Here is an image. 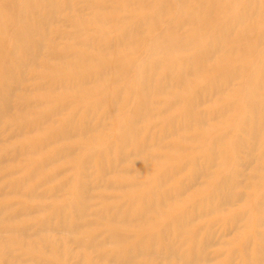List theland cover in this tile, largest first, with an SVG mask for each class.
Returning <instances> with one entry per match:
<instances>
[{"label": "rangeland", "instance_id": "1", "mask_svg": "<svg viewBox=\"0 0 264 264\" xmlns=\"http://www.w3.org/2000/svg\"><path fill=\"white\" fill-rule=\"evenodd\" d=\"M71 1L75 5V2L78 0H68V2H71ZM81 1L84 3L80 2V4L82 5L81 6L82 8L79 14L80 18H77V19L69 17L66 12H63L61 10H56L55 12H51L50 9L52 8L49 6H45L46 8L43 6L45 8L43 10L42 9L43 7L41 6V11L43 10L42 11L43 13L48 12L46 14H49V12H51L50 13L51 17L49 19L51 24L49 22V26L46 25L48 27L43 25L40 28V31L38 33H35V35L33 34V37L30 34L29 36L28 34L26 35L24 34L27 38L29 37L32 40V41L30 40V42H32L31 43L32 48L30 47L31 45L27 48L31 50V51L29 50L28 51L33 55L32 56L30 54L29 55L30 58L27 57L29 54L27 53L28 52L27 50H26L27 51L26 52L27 54H26L24 53L25 50H21L22 48L20 50L18 49L17 46L21 47L19 43L16 44L17 46L14 45L10 47L9 45L10 39L8 38L7 34L0 31V101L2 104V107L0 104V109L3 107H4L3 109H5L6 107L5 111L3 109L0 111V113L3 111L0 114V255H1L0 264H84L82 259H84V261L88 260L92 264H113L110 262L108 263L107 259H104L102 261L100 260L101 258L99 259L97 257L98 253L100 255V253H103L105 251L110 252L112 250V247L114 246L113 244L108 243V240L105 241V239L107 238L104 235V231L110 228L109 224L106 223L107 221L106 214L109 213L110 215H114L118 209L123 210L124 208H126L127 202H131V198L133 196L140 197V195H143L145 192L148 193V191H150L152 187L157 185L156 183H158L157 179H159V176H161L162 174H165L166 171H172L173 169H176L175 167L179 168L177 173H174L171 179L166 180L169 182L165 181L163 188L168 190L171 188V186H175L178 184V182L183 181L190 185L189 191H186L184 194H182V196L176 199L177 200L176 202L171 201V203L168 205L169 207L168 206L163 207L164 209V211L162 212L163 218L153 217L152 221L160 222L162 221V219L166 218L164 217V215L168 217L170 215L177 214L180 212H189V213L191 212L190 214H188V217L191 218L193 225L195 227H198V231L196 232L194 240L198 245H201L202 243H205L206 241L209 242V244L204 249V254L209 260L191 262L192 261L191 259L192 255H191L187 258V260L179 261L177 260L178 258L177 259L175 258L177 256L175 254L173 255L172 258L170 256L168 257L167 260L163 262V260H159L155 258L156 252H154L153 254V251L155 250H151L152 252L150 251L146 253L147 259H145L144 257L145 255L141 256V255L136 254L135 255L136 257L134 259L135 264H264V241L262 240V238H264V226L259 225V223L257 222L258 218H263L264 220V206L261 212H254L252 210L249 212L251 204L261 199V197L264 196V166H263L264 165V125L261 128V132L256 137V141L253 146L251 144L252 141L250 140L248 135H245L244 133H238V130H239L238 120L233 119V118L229 119L228 116H225V113L223 115L222 114L220 115V113L216 111L217 107L223 106L227 104V102L231 103V102L238 101L242 95L241 88H233L235 89V91L233 90L232 92H228L225 95L223 94L221 96L217 94L216 96L219 95L218 99L214 95L213 96L211 95L210 97L213 100L217 99L216 101L215 100L210 101L212 99L208 97V95H210L212 90L213 92L215 91L213 89L214 87H212L213 85L211 86V88H210V84L208 85V83L211 80L210 78L216 77L213 74L218 76L219 75L218 71H220L224 65L226 67V65L228 64L229 66L227 65L228 66L227 69H229L233 67L232 65L241 64L240 62L241 54L239 53V49H240L239 47L241 43L238 42L237 40L238 38L234 37V33L231 34L232 38L229 36V39H233L231 42H238V43L231 44V51L229 53L227 51L224 52L225 54L223 53V55H226V58L224 60H221L222 55L214 57L213 61L209 63L210 64L208 66L210 67V69L208 68L209 70L205 68L198 72L199 78L198 76L197 78H195L196 76L190 77L191 78L189 79L190 81L185 83V86L181 87L180 85V86H177V88L175 87L172 88L170 90V92L172 93L161 95L160 97H157V98L154 97L155 99L151 97V100L153 99L151 102H155L156 100L158 102V105L157 104L153 105V110L154 108L155 109L157 108L156 110H154V112L155 111L159 112V110L160 111L165 110L166 114L157 113L160 115L155 114L153 119L148 120V121L139 122L136 125L137 128L140 130L139 141L149 138L151 134L161 135L159 130L163 132V130L166 129V127L167 129H170L169 127H171L170 124H172L175 114H177L175 115V118L179 117V120L184 119L182 117L184 114L182 113V111L187 109L188 107L187 101L192 100V101L199 103L198 110L204 112L207 116H206L205 124L202 128H199L196 124H192L191 126L192 130L190 129L189 132L186 131L184 134L189 135V136L191 135V133H198L199 135L208 134L207 140L206 141L204 140L205 143L203 142V140L201 141L203 143L199 142V144L197 142L189 141V140L181 141V144L187 147V149L185 151H180L176 153L175 155H173L174 157H172V159L170 160L164 159L165 154H170L169 150L164 149L158 152L157 151L154 152L153 149H151L150 153H157L163 158H160V160L158 159V160L151 161L150 158H147L145 154V155H139L138 157L129 156L126 161H119V153H118L119 149H118V145L115 139L113 138L114 137L113 134H114V131L119 129L118 128L120 124L119 121L123 117V112L122 111H121L122 113L120 112V108H119L120 106H117V108H115L117 109L116 111L115 109H113L114 114L111 115L110 117L108 114H106L107 112L106 107L105 108L100 107V109L102 108L101 109L102 111H97L99 110V108L98 109L93 108L94 112H92L90 109L92 108V105H94L97 101L103 98H106L108 100L111 99L109 100V102H113V100L115 99L114 95L117 96V94L119 95V93H123L120 95L124 101L132 99L133 95L135 94L134 93L135 89L133 85L135 86L137 85L136 83L137 81L135 77L131 78L133 74L127 71L129 72L128 76L127 74H125V78L120 80V78L117 77L118 78L117 80V78H115L116 76L112 78L114 74L109 73L110 72L109 70L110 68L115 66V63L116 64L118 63L120 65L121 64L124 65L126 63L125 65H128L126 60H128V62L131 63L132 60H135L136 58H138V56L144 55L143 52H144L145 47L147 46L151 48L150 46L154 44L153 42L152 44H150L151 43L150 39H153L154 36L159 35V33L163 30V28L164 29L168 28L167 25H170V23L175 20L177 13L179 14L178 9H177L178 4L176 2L177 0H170V2L167 0H154V1L138 0L136 2V5L134 4L135 2H132L134 0L132 1L128 0L129 3L131 2L130 4L127 3L128 2L127 0L126 1L122 0V2H120V0L119 1L118 0L117 1L115 0H81ZM140 1L142 3L138 4L140 3ZM58 2L60 3L61 0L60 1L58 0ZM172 2H173V5L171 4ZM132 3L135 5L134 7ZM219 3H216L215 6L214 5L212 6L216 8L214 13H216L218 8H220L223 5V3H220V4ZM44 4L45 2L43 1L41 5H44ZM93 4H96L97 6H93ZM163 4H167L166 7L163 8V10L164 9L166 10V12L164 13V17L162 16L163 13L161 12L162 10L161 8ZM90 5L95 8L91 7ZM116 5H119V6L116 7ZM138 5H140V8L138 7ZM114 6L116 7L117 10H115ZM147 6L149 8L151 6L152 11ZM128 7H130L131 9H129ZM212 7H208V9L212 11L211 10ZM74 8L75 7H73L72 9V13H70L71 15L78 14L77 12H75ZM171 8L174 13L172 11H168V10H171ZM46 9L48 11L45 12ZM97 10H98V14L96 12ZM149 11H151L152 14H150ZM170 12H172V14ZM131 13L133 14L134 19L131 17L132 19L128 21L129 20L128 18H130L128 16H130L129 14ZM139 13L140 14L142 13V15L144 14V16L147 17V18L146 17L143 18L144 22H146L147 20H150L152 31L150 30L151 28L149 27L150 26L149 22L146 25V23L143 24V21L142 22L139 21L141 20V17H142L139 15ZM95 14H97L98 18H100L99 21H94L95 19L94 16H96ZM136 14L138 17L134 16ZM150 15H153V16H150ZM156 15L158 16L159 20L157 19L156 21L157 23L154 24L155 21L154 22L152 21L155 20V18H157ZM135 17L140 23L136 22L137 20H135L136 19ZM149 18H154V19L151 20ZM114 19H116V21ZM117 20L119 22H117ZM167 20L168 22H166ZM258 23H259L258 25H254L253 29L249 30L250 37H254L261 29L264 28V17L259 19ZM73 24L75 26H73ZM132 24L133 26L135 25L134 28L132 27ZM142 25H146V26H143L144 29L147 28L148 26L150 28V29L147 28L149 31L145 30V32H142L143 31ZM155 26H157V28H155ZM78 27L79 29H77ZM136 29L137 31H140V29H142V31H140V33L141 32L142 33L141 34H139V32L137 33ZM130 30L133 32H136L135 35L137 38H138L137 35L140 36L139 42L138 43L135 42L137 43L138 46H135L136 45L135 43L134 45L126 44L128 46L127 48L122 47V48H119L118 50L112 47L114 48V50L112 48H109L111 50L110 51L111 53L109 52L111 55L108 53L109 50H106L108 48L103 49L104 47H102L101 49H103V51L106 50L107 52L105 51V54L108 53L109 54L108 56H110L111 59L110 57L105 55L107 57L106 59L104 54H102L104 52L101 51L100 45L98 48V45H96L95 47V44H98V43L96 42L93 43V40L97 39V41H100L101 38H105V40L107 38V40L113 41V38L115 39L116 36L118 38L120 34L124 33L123 31L130 32ZM207 30L208 29L204 30L205 34H207L208 32ZM44 32H46L47 34H45ZM61 32L63 35L61 34ZM67 32L70 34V36H72L73 33L75 34L76 32L75 34L76 37L75 35H73L75 38L73 37L70 38ZM65 33L67 34L68 37L64 35ZM37 34H38V37H36ZM144 34L148 36L147 37L142 36ZM26 37L24 38V40L30 43L28 40L29 38L27 39ZM136 37H133V39H135ZM57 39L60 40L61 43L60 41L55 43ZM50 40L54 42L55 47L52 44L53 42H50ZM67 40L68 42H70L71 46H69ZM82 40L85 41L83 42L84 44L80 43L82 42ZM87 40H90V42L88 41L89 43H87V45H89L88 48L86 45ZM77 41L78 42L80 41V42L78 43ZM204 41H202L204 44L202 46L200 45L201 47L199 46L198 48H196V45H195V48L197 50H202L203 48L207 47L208 43L210 42V38L206 37ZM75 43L77 44L76 47H79L78 45H80L83 51L79 50L80 48L79 49L77 48L78 49L77 51H79V53L75 52L76 51V48L74 47ZM84 45L88 49L87 50L88 52L86 51L85 47L84 48L82 47ZM33 46H35V48ZM133 46L136 48H134ZM15 47L18 49V52H16V55L20 51L22 52L20 55L19 54L17 55V57L21 59H19L18 61L17 57L15 58L14 56L15 59L13 58L14 59L13 60L12 59L13 56H11V60L8 61L7 57H9L8 59H10V55H13V51L14 49H16ZM93 47L95 49L96 48L99 49L100 50L99 52H101V54L99 55H102L105 58L103 57L101 58V56L98 55L99 52L92 50L94 49ZM131 47H133L134 50ZM33 48L35 52L34 54L38 56V59H36V56L34 57ZM36 48H38L39 50H37ZM71 48H73V50ZM131 49L133 52L131 51ZM38 51L40 53V57L38 55ZM85 51L86 53H84ZM179 52L182 54H180ZM179 52L174 54L175 57L178 59L177 61H174L178 70H180L181 66L185 64V62H182L183 60L181 58L189 57L190 55L194 53V51L190 49L189 54H188V51L186 52V50H180ZM183 52L185 53V56H183L184 55ZM50 54L52 55L53 58L52 57L49 58ZM77 54L81 55L80 59H79V56L77 58ZM82 54L85 56L82 57ZM86 54H88L87 56H89L87 57L89 62H94V64L90 65L89 62L86 61L87 59ZM57 55L58 57L60 55L59 57L60 60L58 59V57L55 58ZM67 55H69L70 57L69 56L65 57ZM31 56L34 58L31 59ZM116 56L119 58L122 57V59H120V61L122 60V63L119 62ZM62 57H65V58H62ZM112 57H115V58L112 60ZM151 57L153 59L150 58V60L156 59L154 58V55H152ZM238 57H239V60H237ZM28 58H29V61H31L29 63H28ZM67 58L69 61L65 60ZM83 58L85 62H87L86 64L85 62L82 63L80 61ZM16 59L18 62L16 61ZM25 59L27 60L26 62H25ZM20 60H23V61H20ZM245 60L248 62L247 59ZM4 61H6L5 66L3 65ZM11 61L12 63H10ZM13 61H16L17 63L15 62L14 64ZM59 61L60 63L66 61L65 62L66 64L68 62H71V64L70 63L67 64L69 67L67 66V68H65L64 64L61 65ZM22 63L24 64V66H22ZM26 63L28 64V66H26ZM30 63L31 65L34 63L32 67L29 66ZM59 64L63 66L65 69L60 67ZM9 65L13 67L11 68V70L13 69V71L9 70L10 69ZM41 65L42 67H40ZM96 65L98 67H96ZM37 66L39 68H37ZM99 66L101 68L102 67L107 68V72L104 75L106 79H104V76L101 79L104 84L105 82H107V84H105L106 87L108 86L107 89L103 88V86H105L103 84L98 85V83L101 80L92 83V80L93 81L96 80L94 75H90L92 76L91 79L89 80L90 82L87 81L91 83V84H88V83L86 84V86L88 85L91 86L89 88L88 87L86 88L87 96L84 95L85 94L84 88H82L84 93L82 92L80 88L79 90L81 91L78 90L79 93L76 92L77 89L71 88V85H72L71 82L75 83L73 81L76 80L77 83H80L78 81L80 78V81L82 80L81 83H84L83 81L88 80L90 78V76L86 77L87 72L92 69L98 70V68H100ZM211 67L212 68L215 67L216 69H213L212 71ZM225 70L222 72V74L224 73L223 76L227 77L225 75ZM10 71L13 72L14 74L10 73ZM164 71H165V65L162 64L161 67H158L157 74L153 77L154 80L158 82L161 81ZM207 71H210L209 74H207L208 73ZM200 73H202V77ZM107 74H109V76ZM10 75L11 76L15 75L14 76L15 78L11 77ZM6 76L7 77L10 76L11 78L9 77L7 78ZM65 77L66 78L68 77V79L66 80ZM76 77L78 78V80L76 79ZM71 78L73 79L72 81H71ZM192 78L194 79L192 80ZM244 78L246 79V76H241L239 78H236L234 80L235 85L237 87H241V82L244 81ZM17 79L18 81H15ZM63 79L65 82L63 81ZM112 79H114V81ZM49 80L52 81V83ZM61 80L65 83V86ZM116 81H119V82H116ZM46 82H47V88L45 85ZM60 82L63 85L60 84ZM109 82L112 83L110 86L108 85ZM154 83L156 84V82ZM57 84L59 85L57 86ZM66 84L67 85L69 84L70 86V90H68L69 92L67 91L69 87ZM203 84H205L204 86L206 87L209 86L207 87L206 92H205L206 87L205 88L202 87ZM49 86H50V89L53 88V90L48 89ZM32 88H33V92L31 91ZM60 88L62 92L60 91ZM91 89L92 90L94 89V91H92ZM129 89H131V91ZM132 89H133V92H132ZM200 90L205 92L204 95L202 94L203 93L202 91H201L202 93L200 92ZM46 91H48V93L46 94L43 93ZM117 91L118 93H116ZM130 92H132L131 93L132 96L130 95ZM198 92L200 93L198 94ZM4 94L6 96H4ZM90 94L94 96H90ZM190 94L193 97H194V94H196L195 98L197 100L193 97H192L193 99L189 97ZM205 94L207 97L205 96ZM128 96H129V99H128ZM199 96L201 97L200 99L197 98ZM3 97H4V100L5 99L8 100L7 103H4V101H2ZM185 98H187V100ZM206 98H209V100ZM184 99L186 100V102ZM203 99H206V101L204 102ZM44 100H47V105H42L41 102H43ZM158 100L161 102L159 103ZM63 101H67V102L63 104ZM199 101L201 102V104ZM172 102L176 104L173 105ZM167 105H169V113L167 111L168 110ZM166 106L167 108H165ZM59 107H61V109H57ZM239 110H240L239 112L242 113L241 106ZM90 111L92 113H90ZM231 111H232L231 114H235L237 112L236 109H233ZM210 112H211V115L209 114ZM207 113L211 117L213 116L215 117L216 114L218 115L216 116L217 118L213 117L214 120H211L210 118H208ZM43 116L48 117V119L44 121V123L42 124L41 126L42 131H40L39 133H37V131L36 132L29 131L30 125L32 124V122H34L35 118L43 117ZM117 118H119V120ZM166 122H167V125H166ZM74 128L75 129L79 128L81 130V133L77 134L79 129L74 132ZM59 130L60 131L66 130L67 136H68L67 140L56 141L52 144L50 143L48 148L45 149V151L43 150L40 152L41 155L40 154L38 155V153L37 154L34 153V155L27 154L28 153L27 147L30 142H32L33 140L44 141L46 140L45 137H47V135L54 134L56 131H59ZM70 130L73 131V134L75 133L77 136H70L71 135ZM205 131L207 132L205 133ZM68 133L70 135H68ZM220 135H222L221 145L223 148L220 151L216 152V155L214 158H210L209 154L206 155L207 154L206 148L210 145V142L212 140L214 139L216 140L217 139L216 137L217 136L219 137ZM239 136L241 137V140L244 142V145L237 149H231L230 147L231 141L235 137H239ZM179 140L180 139L178 136H172L171 138L167 140V142L170 144H174V143H178ZM152 142H154V140H152L151 143ZM58 148H73V149H78V150H75V153L71 154L69 157L67 156L61 157L60 155L59 159L57 158V161H53L55 157H57L56 155L57 153L55 154L53 151ZM249 148H254V150L249 151ZM222 153L225 155H228L227 156L228 160L226 162L227 165L225 166L226 167L225 169H223L222 167L221 168L219 167L220 164L223 163V160L221 157ZM53 155H55V157L53 160H51L52 158L51 156ZM46 158H48V160ZM42 159L46 161H43ZM40 162H47V163H45L43 167L38 169L39 167L37 168V166ZM51 162H54V163H51ZM237 165H239V170H241L240 172L243 173L245 177L247 176V178H245V177H242L243 175H241V178H244L243 180L246 179L245 183L248 186L254 184L253 186L243 187L241 189V192L245 196L244 200H248V201H244V200L239 201V202L236 201V202H233V204L231 205L222 207L220 210L211 209V204H208V202L203 201V197H206L207 195H209L210 194L209 192L210 191L212 192L215 189L214 186L217 185L218 181L222 179L225 175L231 173L232 169H238ZM101 166H103L102 167L103 170L101 169ZM261 166H263V169L259 170V167ZM35 167L37 168V170H39L38 171L39 173H37V170H35L36 169ZM204 167H206L207 173L210 172L208 176L201 175L200 171L203 170ZM123 171H124V174L122 173ZM250 175L252 177L251 179L250 178L248 179ZM22 179L24 181L23 184L21 183L23 182L21 181ZM18 182H20L21 184L19 183L20 184L19 185ZM129 182H139L142 185L141 186L139 185V187L136 190H127V188L125 187L119 190V189H114L110 187L109 186L110 184H108V183H112V184L119 183L120 184L119 186H124ZM62 183L65 184L63 185V187L65 188L62 187L61 185ZM68 183H70V185H68ZM21 185L23 187H21ZM79 186L82 187L81 189L82 192L86 190L84 192L85 194H83L84 197L85 195L87 196L85 198H87L86 201H88V202L85 201V208H86L85 210L86 219L85 220L86 221H85V224L80 225L82 227L77 226L75 228L76 230L73 229L72 233L70 229L65 228L67 229V231L70 230L69 232H66L63 230L64 228H62V225H63L62 222L60 223L57 222V217L59 216L58 219H60L59 211L62 210V206H65L67 203L69 205L67 204L68 206L67 205L66 206L69 208L71 206V209H73L72 205L75 204L74 203L75 193H77V188ZM13 187L15 188L16 191L13 189ZM30 191H33V192L35 191L33 193L34 195ZM36 193L37 194L43 193V194L42 196L40 194L41 198H39V195H37ZM54 193L56 194V196L54 195ZM30 194L33 195V198L29 196ZM35 194L38 198H36ZM27 196H29V199L27 198ZM138 207H140V204L137 205V207L134 210L138 211L140 209ZM71 209L67 210V217L71 216L70 220L73 223H76V222L78 223L79 220L76 216V213L74 210L72 211ZM54 211H57V213H55ZM52 212L55 213V215ZM50 214H52V216L54 217L50 216ZM240 214H243L242 216H247V219H243L242 216H240ZM51 217L52 219L54 218L56 219L55 222L51 219ZM97 217L101 218V220L98 219ZM4 218L6 219L10 218V219L5 220ZM103 219H105L106 221ZM48 221L50 223H47ZM42 223H44L45 225V226L43 225L44 227L42 226L44 229H42L41 227ZM46 223H47V226H46ZM57 224L59 226H57ZM56 227H57V230H56ZM158 227L159 226H155L152 223V227L150 230L152 231V233H154V235H158L157 233ZM140 229H142L143 231H145L146 229L147 231L148 227L144 228V225H143L140 228L134 227V228H129L127 230V232L134 235V237L132 238V241L138 240V238L142 235V233L140 234V231H141ZM22 230L27 233L23 232ZM21 232H23L24 234ZM100 236L101 237L103 236V237L101 238ZM260 236H263V237L260 238ZM82 238L85 241L86 240L89 241V246L87 245L88 243H84L86 244V246L83 243L79 245L80 244L79 239H82ZM173 238L174 237L171 234L170 235L168 234V239L171 240ZM98 239H101V240H98ZM76 240H79V241H76ZM83 240H81V242H85ZM74 241L77 242V245ZM96 245L97 247H100V248H96ZM157 245L160 249L164 247L163 241H160L159 239H157ZM3 246L5 247V249L7 248L5 250L7 253H5ZM87 246L89 247V249H87L88 248ZM93 246L94 248H91ZM187 247H189L188 243L184 245L183 249H186ZM258 247L261 248V250L263 251V256L259 258V261H257V253H256V249ZM1 252L4 254H2ZM150 253L152 256L149 255ZM5 254L6 255L8 254V256L10 254L11 255L9 257L6 256L8 258L7 259L5 257ZM2 255L4 258V260L2 259L3 261L1 260ZM147 255L152 258L150 259V257H148ZM137 257L139 260L136 259ZM139 257H144L143 258L144 260L141 258L142 261H140ZM6 259L8 260L9 263L5 262L7 261ZM78 259H80V262L78 261ZM15 260H19V261L15 262ZM33 260L34 262H32Z\"/></svg>", "mask_w": 264, "mask_h": 264}, {"label": "bare ground", "instance_id": "2", "mask_svg": "<svg viewBox=\"0 0 264 264\" xmlns=\"http://www.w3.org/2000/svg\"><path fill=\"white\" fill-rule=\"evenodd\" d=\"M43 1L45 2V4L41 5ZM115 1H117V0H115ZM129 1H132V0H129ZM129 1L127 3H129ZM137 1L138 0H136V1L134 0L132 2H135L134 4L136 5ZM152 1H154V0H152ZM167 1L170 2V0H167ZM80 2H82V1L78 0V1L75 2V5H74L72 3V1L68 2V0H63V1L61 0L60 3L58 2V0H0V31H2L3 33L7 34L8 38L10 39L9 40L10 47H12V46H14V45L19 43L21 45V47L16 45L18 47V49L20 50L22 48L21 50H25L24 53H26L29 50L27 48L30 45H31L30 47L32 48V44H31L32 42H30L31 39L29 37H28L29 38L28 39L25 36L26 34H28V36L30 34L33 37V34L35 35V33H38L40 31V28L43 25H45V26L48 25L49 26V22H50L49 19L51 17L50 13L51 12H55L56 10H61L63 12H66L68 14V16L71 17V18H74V19L80 18L79 14H80L81 8H82L81 7L82 5L80 4ZM120 2H122V0H120ZM176 2L178 4L177 9H178L179 14L177 13V15L175 17V20L172 19L174 21L171 20L172 22L171 21H170L171 23L169 22L171 26L167 25L168 28H165V29L163 28V30L159 33V35L154 36V38L152 37L153 39H150L151 41L149 40L151 42L150 44H152V42L154 44H152V46H150L151 48H149L147 46L145 47L144 52H143L144 55L138 56V58H136L135 60H132L131 63H129L128 60H126L128 65H125L126 64L125 62H124L125 63L124 65L123 64L120 65L118 63L117 64L115 63V66L110 68V70L108 68V70L110 71L109 73H113L114 74V76H112V78L116 76L115 78L118 77L121 80V79L125 78V74H127V76H128L129 72H131L133 74V76H131V78L135 77V79L137 81L136 82L137 85L136 86L133 85L134 89H135V91H134L135 94L133 95L132 99H129V96H128L129 100H127V101L125 100L128 105L125 103V101L123 100V98L120 95V94H123V93H119V95L117 94V96L114 95L115 99L113 100V102H109V100H111V99L108 100L106 98H103V99L97 101L94 105H92V108L90 109L92 112H94L93 108H95V109L99 108V110H97V111H102L101 109L106 107V111L107 112L106 111L105 112L110 117L111 115L114 114V112H113L114 110L113 109L117 108V106H120L119 107L120 108V112L121 111L123 112V117L119 121L120 122L119 127H118L119 129L116 130L117 132L114 131V134H113V136H114L113 138L115 139V141H116V143L118 145V149H119V152H118L119 153V161H126L129 156H133V157L137 156L138 157L139 155H145V154H146L147 158H150L151 161L158 160V159L160 160V158H163L162 156H160L157 153H150L151 149H153L154 152L155 151L158 152V151H161V150H164V149L169 150L170 154H165L164 159L165 160H170V159H172V157H174L173 155H175L176 153H178L180 151H185L187 149V147H185L184 145L181 144V141L189 140V141L197 142L199 144V142H201L202 140H203V142H204V140L205 141L207 140V135L208 134L207 135H205V134L199 135L198 133H191L190 136L184 134L186 131L189 132L190 129L192 130V128H191L192 124H196L199 128H202L204 126V124H205V120H206V116H207L204 112L198 110L199 103L195 102V101H192V100L187 101L188 107H187L186 110H183L184 112L182 111V113H184L183 116H182L184 119L183 120H179V117L175 118V115H177V114H175L173 122H172V124H170L171 125V127H169L170 129H167V127H166V129H164L163 132H161V130H159L161 135L160 134H157V135L151 134L149 136V138H147L145 140H142V141H139V135H140L139 132H140V130L137 128L136 125L139 122L148 121V120L153 119L154 115L157 114V113H163V114L165 113L166 114L165 110H161L160 111L158 109L159 112H157V111H155L156 113L154 112V110H156L157 108L156 109L154 108V110H153V105L154 104L158 105V102H157V100L155 102H151L153 100V99L151 100V97L157 98V97H160L161 95L172 93V92H170V90L172 88H174V87L177 88V86H180V85H181V87L185 86V83L190 81L189 80V79H191L190 77H195L196 76L195 78H197V76H198V78H199L198 72L203 70V69H205V68H207V70H209L210 69V67H208L210 65L209 63H211L213 61L214 57L222 55L221 56V60H224L226 58V55H223V53L226 52V51L229 53L231 51V44H233V43H238V42L241 43V45L239 47L240 48L239 49V53L241 54L240 55L241 56V58H240L241 59L240 60L241 64H235L233 62L235 65H232V63H231V65L233 67H231L229 69H227L228 66H229L228 64H227L228 66L226 65V67L224 65L223 68L220 71H218V74H219L218 76L213 74L216 77L215 78L214 77L210 78L211 80L208 83V85L210 84V88L213 85L212 87H214L213 89L215 91L213 92V90H212V92L210 93V95H208V97H210L211 95L212 96L214 95L218 99L219 95L221 96L223 94L225 95L228 92H232L233 90L235 91V89H233V88H241L242 95H241V97L239 99L240 101L238 100V101L231 102V103L227 102V104H225L223 106H219V107H217V110H216V108H215V110L217 112H219L220 115L221 114L223 115L225 113V116H228L229 119L233 118V119L238 120V128H239L238 133H244L245 135H248L250 140L252 141L251 144L253 146H254V143L256 141V137L259 135V133L261 132V128L264 125V28L261 29L254 37H250L249 36V30L253 29L254 25H258L259 24L258 23L259 19L264 17V0H177ZM219 2L223 3V5L220 8H218L216 13H214L216 8H214L212 6L213 5L215 6V4L219 3ZM82 3H84V2H82ZM141 3L142 2L140 1V3H138V4H141ZM88 4H90V3H88ZM88 4H86V5H88ZM122 4H120V5H122ZM134 4H133V7L135 6ZM153 4H154V2H153ZM171 4L173 5V2ZM91 5H92V3H91ZM158 5H159V3H158ZM158 5H156V6H158ZM166 5L167 4H163L161 9L163 10V8H165ZM41 6L42 7L43 6L44 7L45 6L51 7L52 9L49 8L51 12H49V14H46V13H48V12H46V11H48L46 9L45 10L46 13H43L42 11L46 7L45 8L43 7L42 8L43 10L41 11ZM90 6H88V7H90ZM93 6H97V5L93 4ZM93 6H91V7H93ZM118 6L119 5H116V7H118ZM73 7H75L74 8L75 12H77L78 14H76V15H71L70 14V13H72ZM116 7H115V10H117ZM130 7H128V8L131 9ZM138 7L140 8V5H138ZM208 7H212L211 10L213 12L210 11L208 9ZM93 8H95V7H93ZM119 8H121V7H119ZM148 8H147V10H148ZM86 9H88V8H86ZM149 9L151 10V6H150ZM168 9H169V7H168ZM162 10H161V12L163 13L162 16L164 17V13L166 12V10L165 9L163 11ZM151 11H149L150 14H152ZM168 11H172V8H171V10H168ZM175 11H176V9H175ZM91 12H93V11H91ZM96 12L98 14V10ZM172 12H170V13L172 14ZM134 13H135V11H134ZM157 13H158V11H157ZM97 14H95L96 16H94L95 17L94 21H99L100 20V18H98ZM131 14H129L130 16H128L130 18L127 17L129 19L128 21H130L132 18L134 19L133 14H132V16H131ZM139 15L142 16L141 20H139L140 22H142L143 18H145L146 16H144V14L142 15V13L141 14L139 13ZM134 16H137V14L134 15ZM150 16H153V15H150ZM124 18H126V17H124ZM124 18H122V19H124ZM149 19L153 20L154 18H149ZM157 19H158V16L152 22L155 21L154 24H156L157 23L156 22ZM165 19H166V17H165ZM114 20L116 21V19H114ZM135 20H137V18ZM144 20H146V19H144ZM108 21H110V20H108ZM125 21H126V19H125ZM117 22H119V21L117 20ZM136 22H138V20ZM140 22H138V23H140ZM148 22L150 24L149 27L151 28L152 26H151L150 20H147L146 22L143 21V24L146 23V25H147ZM166 22H168V20ZM114 23H116V22H114ZM50 24H51V22H50ZM146 25H142L143 31H142V29H140V31L145 32V30H148L147 29V28H149L148 26L145 29L143 27V26H146ZM48 26H46V27H48ZM73 26H75V25L73 24ZM134 26L132 24L133 28H134ZM133 28H131V29H133ZM155 28H157V26H155ZM155 28H153V29H155ZM77 29H79V27ZM205 29H208L207 30L208 31L207 34L204 33ZM150 30L152 31V28ZM77 31H79V30H77ZM136 31H137V29H136ZM140 31H137V33L139 32V34H141L142 32L140 33ZM151 31H150V33H151ZM46 32H47V30H46ZM46 32H44V33L47 34ZM123 32L124 33L120 34V36H118V38H117V36H116L115 39L113 38V41L112 40H107V38H106V40H105V38H101L100 41H97V39L93 40V43H95V42L98 43V44H95V47H96V45H98V48H99V45H100V49L102 47H104L103 49L108 48L106 50H109L108 51V53H109L111 51L109 48L114 47L115 49L118 50L119 48H122V47L127 48L128 47L127 45H134L135 42H137V43L139 42L140 36L137 35L138 36V38H137L136 35H135L136 32H133L131 30H130V32H125V31H123ZM233 33H234V37L238 38L237 39L238 42H231L233 39H229V36L231 37V34H233ZM61 34H62V32H61ZM67 34H69V33L67 32ZM67 34L65 33L64 35H66V37H68ZM75 34H76V32H75ZM75 34L73 33V35H75ZM73 35L70 36V34H69L70 38L71 37H73V38L76 37V35H75V37ZM81 35H79V36H81ZM24 36L29 40L30 43H28L26 40H24V38H25ZM39 36H41V35H39ZM142 36H144V37L146 36L147 37L148 35L144 34ZM36 37H38V34L36 35ZM133 37H136L137 39L136 38L133 39ZM206 37L210 38V42L208 41L209 42L208 46L203 48V49L201 48L202 50H197L196 48H198L200 45L202 46L204 44L202 41H204L206 39ZM42 40H44V39H42ZM57 40L55 41V43L60 41V40H58V41ZM88 41L90 42V40H87L86 41V45H87V43H89ZM50 42H53V41L50 40ZM67 42H68V40H67ZM83 42H85V41L82 40V42H80V43H83ZM91 42H92V40H91ZM60 43H61V41H60ZM76 43L74 44L75 46L72 45V46H74L76 48L75 52L79 53V51H77L79 48H80L79 50L83 51L80 45H78L79 47H76V45L78 44V43L77 44ZM137 43H135L136 44L135 46H138ZM52 44L54 45V42ZM52 44H51V46H52ZM68 44H69V46H71L70 42H68ZM33 45H34V43H33ZM37 45H39V44H37ZM195 45H196V48H195ZM7 46H8V44H7ZM88 46L89 45H87V48H88ZM33 47L35 48V46H33ZM54 47H55V45H54ZM82 47L86 48L85 45L82 46ZM133 47H131V48L134 50V48H136V47H134V48ZM153 47H154V49H153ZM34 48H33V54L35 53L34 52ZM38 48H36V49L39 50ZM41 48H42V46H41ZM87 48H86V51L88 50ZM114 48H112V49L114 50ZM16 49H14L13 55H10V59H8L9 57H7L8 61L11 60V56H13L12 57V59H13L14 56L16 58L18 54L20 55L22 53L20 51L16 55V52H18V49H17V51H16ZM71 49L73 50V48H71ZM96 49L94 48L92 50H95L97 52L100 51L99 49H97V50ZM103 49H101V51H103ZM132 49H131V51H132ZM190 49H192L194 51V53L192 55H190L189 57H186V58L182 57L181 58L183 60L182 62H185V64L181 66V68H180L181 71L178 70L177 66L175 65V62H174V61H177L178 59L175 57L174 54L178 53L180 50H186V52L188 51V54H189V50ZM106 50H104L103 51L104 53H102V54H104V56L105 55L108 56L111 53L110 52L109 54L108 53L105 54ZM127 50H129V49H127ZM29 51H31V50H29ZM29 51L27 52V53H29L27 57L30 58L29 55L31 53ZM86 51L84 53H86ZM112 52H114V51H112ZM80 54H81V52H80ZM80 54L79 55L77 54V58L79 56V59H80V56H81ZM99 54H101V52H99L98 55ZM116 54H117V52H116ZM180 54H182V53H180ZM180 54H179V56H180ZM183 54H184L183 56H185L184 52H183ZM38 55L40 57L39 51H38ZM87 55L88 54H86V58L89 57ZM152 55H154V58H156V59L150 60V58H152L151 57ZM32 56H31V59L34 58L36 55L34 54V57H32ZM68 56L69 55H67L65 57H68ZM83 56H85V55L82 54V57ZM99 56H101V58L103 57L102 55H99ZM51 57H52V55L50 54L49 58H51ZM57 57H58V55L55 58H57ZM59 57H60V55H59ZM59 57H58V59H59ZM65 57H62V58H65ZM74 57H75V55H74ZM105 57H103V58H105ZM108 57H110V56H108ZM29 58H28V63L31 62V61H29ZM114 58L115 57H112V60ZM116 58L119 60L120 63H122V60L120 61V59H122V57L119 58V57L116 56ZM17 59L19 61V59H21V58L17 57ZM17 59H16V61H17ZM36 59H38V56H36ZM106 59H107V57H106ZM110 59H111V57H110ZM245 59H247L248 62ZM3 60H5V59H3ZM65 60H68V58L65 59ZM91 60H93V59H91ZM237 60H239V57L237 58ZM237 60H236V62H237ZM6 61L3 62L4 66H5ZM16 61H13V63L15 64ZM20 61H23V60H20ZM26 61L27 60L25 59V62ZM33 61H34V59H33ZM80 61L82 63L85 62L84 58L81 59ZM86 61L89 62L88 58L86 59ZM65 62L60 63V61H59V63L61 65L64 64L65 68H67V66H68L67 64H69V63L71 64V62H68L67 64ZM10 63H12V61ZM86 63L87 62H85V64ZM33 64L31 65V63H30L29 66L32 67ZM60 64H59V66L64 68ZM89 64L92 65V64H94V62H89ZM162 64L165 65V71H164V74L162 75V80L158 82V81H155L153 77L157 74L158 67H161ZM22 66H24L23 63H22ZM26 66H28L27 63H26ZM40 67H42V65ZM93 67H94V65H93ZM96 67H98V66L96 65ZM220 67H222V66H220ZM9 68H10L9 70H11V68H13V67L10 66ZM37 68H39V67L37 66ZM2 69H3V67H2ZM211 69L213 71V69H216V68L215 67L214 68L211 67ZM224 70H225V75L227 77L223 76L224 73L222 74V72ZM2 71H4V70H2ZM11 71H13V69ZM11 71H10V73L14 74ZM127 71H129V72H127ZM106 72H107V68H105V67L101 68L100 67V68H98V70L97 69H94V70L92 69V70L88 71L86 77H88L90 75H94L95 78H96L95 81L92 80V83H94L96 81H100L102 79V77L106 74ZM207 72H208L207 74H209L210 71H207ZM17 73H19V72H17ZM3 74H4V72H3ZM200 74H201V77H202V73H200ZM15 75H17V74H15ZM107 75L109 76V74H107ZM10 76H8V77L9 78L14 77V76H11V77ZM241 76H246V79L244 78V81L241 82V87H237L235 85L234 80L236 78L241 77ZM21 77H22V75H21ZM86 77H84V78H86ZM91 77L92 76H90V78L88 80H85L86 82L83 81L84 83H81L82 80L80 81V78L78 80V78L76 77V79L80 82V83H77L75 78H74L75 81H73V82H75L76 84L71 82V84H72L71 88L77 89L76 90L77 93H79L78 92L79 88L81 90H82V88H84L85 89V94L84 95L87 96V94H86V90L87 89L86 88L87 87L89 88L91 86H89V85L86 86V84L87 83L91 84V83H89L90 82L89 80L91 79ZM72 78H71V81L73 80ZM118 78H117V80H118ZM18 79H20V78H18ZM18 79L15 80V81H18ZM64 79H63V81H64ZM67 79H68V77L66 78V80ZM104 79H106L105 76H104ZM104 79H103V81H104ZM193 79L194 78H192V80ZM21 80H22V78H21ZM58 80H57V82H58ZM112 80L114 81V79H112ZM49 81H47V82H49ZM53 81H55V80H53ZM87 81H89V82H87ZM47 82L45 84L46 88H47ZM50 82L52 83V81H50ZM64 82H63V84L65 86ZM100 82H102V80ZM100 82L99 83L97 82L98 85L107 84V82H105V84L103 82L102 83H100ZM116 82H119V81H116ZM154 82H156V84ZM53 83H55V82H53ZM60 84H62V83L60 82ZM69 84L68 85L66 84L69 87V89H67V91L70 90ZM73 84H75V85H73ZM111 84L112 83L109 82L108 85L110 86ZM58 85L59 84H57V86ZM204 85L205 84H203L202 87L205 88L206 86H204ZM237 85H238V83H237ZM133 86H132V88H133ZM44 87H43V89H44ZM107 87H106V85L103 86L104 89L105 88L107 89ZM124 87H126V86H124ZM207 87H209V86H207ZM207 87L205 88L206 90L204 89L205 92L207 91ZM57 88H59V87H57ZM48 89H50V86H49ZM51 89L53 90V88H51ZM34 90H35V88H34ZM45 90H47V89H45ZM81 90H79V91H81ZM129 90L131 91V89H129ZM31 91L33 92V88H32ZM60 91H61V88H60ZM92 91H94V89ZM118 91L116 93H118ZM201 91L202 90H200V92ZM208 91H210V90H208ZM82 92H83V90H82ZM132 92H133V89H132ZM132 92H130L131 96H132V94H131ZM200 92H198V94ZM205 92H203L202 94L204 95ZM43 93L46 94V93H48V91L43 92ZM217 94H219V95L216 96ZM4 96H6V95L4 94ZM90 96H94V95L90 94ZM125 96H124V98H125ZM205 96H206V94H205ZM189 97L192 98L193 96L190 94ZM195 97H196V94H194L193 98H195ZM197 98L200 99L201 97L199 96ZM112 99H113V97H112ZM185 99L187 100V98H185ZM206 99L209 100V98H206ZM206 99H203L204 102L206 101ZM210 99H212V98L210 97ZM186 100H185V102H186ZM214 100L212 99L210 101H214ZM2 101H4V103L8 102V100H6V99L4 100V97H3ZM182 101H183V99H182ZM66 102L67 101H63V104L66 103ZM160 102L161 101H159V103ZM4 103H3V105H4ZM41 103H42V105H47V100H44ZM202 103H203V101H202ZM0 104H1V101H0ZM174 104H176V103H173V105ZM200 104H201V102H200ZM184 105H185V103H184ZM167 106H168V108H167ZM167 106L165 108L168 109L167 111L169 113V105H167ZM240 106H241L242 113L239 112L240 111L239 110ZM1 107H2V104H1ZM100 107H102V108L100 109ZM3 108H1L0 111ZM5 109H6V107H5ZM5 109H3V110L5 111ZM57 109H61V107H59ZM233 109L237 110V112L235 114H231V112H232L231 110H233ZM103 110H105V109H103ZM116 110L117 109H115V111ZM170 110H172V109H170ZM91 111H90V113H92ZM239 113H241V114H239ZM209 114L211 115V112ZM209 114H208V118H210L211 120H214L213 119L214 116L211 117ZM157 115H160V114H157ZM217 115L218 114H216V116ZM216 116L214 118H217ZM49 117H51V116H49ZM208 118H207V120H208ZM218 118H220V117H218ZM225 118H223V119H225ZM47 119H48V117H46V116L45 117L43 116V117L35 118L34 122H32V124L30 125L29 131H35V132L37 131V133H39L40 131H42V127H41L42 124ZM117 119L119 120V118H117ZM177 120H179V121H177ZM169 122H171V121H169ZM166 125H167V122H166ZM78 129L74 128V132L76 130H78ZM71 130H73V129H71ZM206 132L207 131H205V133ZM78 133H81L80 129L77 132V134ZM68 135H70V134L68 133ZM70 136H77V135L75 133L73 134V131H71V135ZM172 136H178L179 137L180 140L178 141V143L170 144V143L167 142V140L169 138H171ZM67 137L68 136H67L66 130L56 131L54 134L47 135V137H45L46 140H44V141H42V140L41 141L33 140L32 142H30L28 147H27V150H28L27 152L28 153L27 152L26 153L30 154V155H32V154L34 155V153H36V154L38 153V155H39L41 151H43V150L45 151V149L48 148L50 143L52 144V143H54L56 141L67 140ZM221 137H222V135H220L219 137L217 136L216 137L217 139L216 140L215 139L212 140L210 142V145L206 148V150H207V154L206 155L209 154L210 158H214L215 155H216V152L220 151L223 148L222 145H221L222 144ZM239 137H235L231 141V143H230L231 149H237V148L242 147L244 145V142L241 140V137L240 138ZM152 140H154V142L151 143ZM203 142H201V143H203ZM149 143H151V144H149ZM199 146H201V145H199ZM75 150H78V149L58 148V149L53 151L55 154L57 153L56 154L57 157H55V155H53V156H51L52 157L51 160H53L54 157H55V159L53 161H57V158L59 159L60 155H61V157H66V156L69 157L71 154L75 153ZM253 150H254V148H249V151H253ZM171 153H173V154H171ZM42 155H43V153H42ZM227 156L228 155H225L223 153L221 154L223 163L220 164V166H219L220 168L221 167L223 169L226 168L225 166L227 165L226 162L228 160ZM237 156H239V155H237ZM46 159L48 160V158H46ZM43 161H46V160H43ZM47 162H40L38 164L37 168L39 167L38 169H40ZM51 163H54V162H51ZM257 165H259V164H257ZM237 166H238V169H232V172L227 174V175H225L223 178L221 176L222 179H220L218 181L217 185L214 186L215 189L213 187L214 190L212 189L213 191L212 192L210 191L209 195H207L206 197H203V201L208 202V204H211V209L220 210L222 207H225V206L233 204V202H236V201L239 202V201L244 200L245 196L241 192V189L243 187H250V186L254 185V184H252V185L248 186L245 183L246 179L243 180L244 178H241V175H243V173L240 172L241 170H239V165H237ZM263 166L259 167V170H262ZM102 167L103 166H101V169L103 170ZM243 167H244V165H243ZM37 168L35 170H37ZM175 168L176 169L172 168L173 169L172 171H166L165 174L161 173L162 174L161 176L158 175L159 179H157L158 180V183H156L157 185L155 184L156 186L152 187L151 190L149 189L150 191H148V193L147 192H145V193L143 192L144 194L140 195V197H136V196L134 197L133 196L131 198V202H127L126 208H124L123 210L118 209L117 212L114 215H110L109 213L106 214L107 221L105 219H103V220H105L106 223L109 224L110 228H108L107 230L104 231V235L107 238V239H105V241L108 240V243L113 244L114 248L112 247V250L110 252L109 251L108 252L105 251L106 253L103 252V253H100V255L98 253L97 257L99 259L101 258L100 260L103 261L104 259H107L108 263L110 262V263H113V264H135L134 259L136 257L135 256L136 254L137 255H141V256L145 255L144 257H145V259H147L146 253L150 252L151 250H155V251H153V254H154V252H156L155 253V255H156L155 258H157L159 260H163V262L165 260H167L168 257H170V256L172 258L173 255H175V254L178 256V257L176 256L175 258L176 259L178 258L177 260H179V261L187 260V258L189 256H191V255H192V257H191L192 261L191 262L204 261V260L208 261L209 260L204 254V249L209 244V242L206 241L205 243H202L201 245H198L195 242V240H194L196 232L198 231V227H195L193 225V223H192L191 218L188 217V214H190L191 212L190 213L189 212H180V213H177V214L170 215L168 217L164 215V217H166V218L162 219V221H160V222L156 221V220H155L156 222L152 221L153 217H162V212L164 211L163 207H167L171 203V201L176 202L177 201L176 199H178L180 196H182V194H184L186 191H189L190 185L185 183V182H183V181L178 182V184L175 185V186H171V188L168 189V190L163 188V186L165 184V181L171 179V177H173L174 173H177L179 168L178 167H175ZM45 169H46V167H45ZM38 171L39 170H37V173H39ZM206 171H207V169H206V167H204V169L200 171L201 175L208 176L210 174V172L207 173ZM221 171H223V170H221ZM34 173H36V172H34ZM122 173L124 174V171ZM248 176H249V174H248ZM242 177H245V175H243ZM251 177L252 176L250 175V177H248V179L249 178L251 179ZM245 178H247V176ZM21 181H23V179ZM20 182H18V184ZM166 182H169V181H166ZM21 183L23 184L24 181L21 182ZM108 184H110L109 185L110 187H112L114 189H119V190L124 188V187L127 188V190H136L139 187V185L140 186L142 185L139 182H129V183H127L124 186H119L120 185L119 183H115L118 187L115 184H112V183H108ZM61 185L63 187V185H65V184L62 183ZM68 185H70V183H68ZM68 185H66V186H68ZM21 187H23V186L21 185ZM63 188H65V187H63ZM13 189L15 190L14 187H13ZM81 189H82L81 186H79L77 188V193H75V202H74L75 204L72 205L73 209H71V206H70V208L67 207L69 205L67 203L68 205L66 204L67 205L66 206L64 204L65 206H62V210L59 211L60 219H58V217H59L58 216L57 217V222H59V223L62 222V224H63L62 228H64L63 230L66 231V232H69L71 230V233H72L73 232L72 230L75 229L77 226L78 227H82L80 225L85 224V221H86L85 220L86 219L85 218V215H86V213H85L86 212L85 211L86 210L85 201L87 199L85 197H87V196L85 195V197H84V195H83V194H85L84 192L86 190H84V192H82ZM61 190H63V189H61ZM30 192H32V194H33L35 191L34 192L30 191ZM32 194H30L29 196H31L33 198L34 194L33 195ZM36 194H35V196H36ZM40 194L41 193L37 194V195H39V198H41L43 193L41 194V196H40ZM54 195L56 196L55 193H54ZM29 196H27L28 199H29ZM36 198H38V197L36 196ZM77 199H79V200H77ZM244 201H248V200H244ZM86 202H88V201H86ZM139 204H140V207H138V208H140V209L138 211L134 210L137 207V205H139ZM263 206H264V196L261 197V199L255 201V202H253L251 204L249 212L251 210L254 211V212H261L262 209H263ZM74 208H76V209H74ZM6 209H8V208H6ZM6 209H5V211H6ZM68 209H71L72 211L73 210L75 211L76 216H77V218L79 220L78 223L77 222L73 223L70 220L71 216L67 217V210ZM55 210H56V208H55ZM54 212L57 213V211H54ZM55 213H53V214L55 215ZM72 215H74V214H72ZM242 215L243 214H240V216H242ZM50 216H52V214H50ZM96 216H98V215H96ZM52 217H54V216H52ZM52 217H51V219H52ZM67 218H69V219H67ZM97 218L101 220V218H99V217H97ZM242 218L243 219H247V216H242ZM4 219L8 220L10 218H7V219L4 218ZM52 220L55 222L56 219L54 218ZM58 220H60V221H58ZM257 222L259 223V225H263L264 226L263 218H258ZM44 223H42L41 227L44 225ZM47 223H50V222L48 221ZM47 223H46V226H47ZM152 223L155 226H159L158 227L159 229L157 228L158 235H154V233H152V231L150 230L151 227H152ZM143 225H144V228L148 227L149 231L148 230L146 231V229H145V231L140 229L141 230L140 234L142 233V235L138 238V240L132 241V238L134 237V235L129 233V232H127V230L129 228H134V227L140 228ZM57 226H59V225L57 224ZM43 227H42V229H44ZM65 228L70 229V230L67 231V229H65ZM56 230H57V227H56ZM23 232H25V231H23ZM23 232H21V233H23ZM25 233H27V232H25ZM74 233H76V232H74ZM168 234L169 235L171 234L174 238L171 239V240L168 239ZM262 237L263 236H260V238H262ZM79 238H81V237H79ZM2 239H4V238H2ZM157 239H159L160 241H163L164 247L162 249H160L158 247ZM79 240H80V242H79L80 244L78 243L79 245H81L82 243L83 244L84 243H88L87 245L89 246V241L86 240L87 241L86 242L85 240H83V238L79 239ZM79 240H76V241H79ZM81 240H83L85 242H81ZM95 240H96V238H95ZM95 240H93V241H95ZM98 240H101V239H98ZM262 240L264 241V238H262ZM76 241H74V242L77 245ZM102 241H104V240H102ZM187 243L189 244V247H187L186 249H183L184 245H186ZM84 245L86 246V244H84ZM82 247H83V245H82ZM91 248H94V246L91 247ZM96 248H100V247H97V245H96ZM6 249L4 247V251ZM87 249H89V247ZM94 251H96V250H94ZM5 253H7V252L5 251ZM256 253H257V261H259V258H261L263 256V251L261 250V248L258 247L256 249ZM2 254H4V253H2ZM8 254H9V252H8ZM8 254L7 255L5 254V257L6 256L9 257L11 255L10 254L8 256ZM149 255L152 256L151 253ZM150 256H148V257H150ZM144 257H139L140 261H142L141 258L143 259ZM151 258L152 257H150V259ZM2 259L4 260L3 255H2L1 260ZM136 259H138V257ZM82 260H83L84 264H92L88 260H85V261H84V259H82ZM16 261H19V260H15V262ZM44 261H46V260H44ZM78 261L80 262V259H78ZM5 262L9 263L8 260L5 261ZM32 262H34V260ZM41 263H43V262H41Z\"/></svg>", "mask_w": 264, "mask_h": 264}]
</instances>
